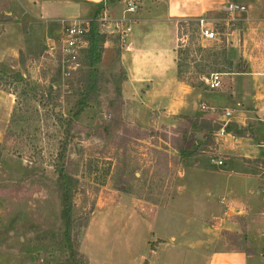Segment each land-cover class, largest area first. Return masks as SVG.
Segmentation results:
<instances>
[{
    "label": "rangeland",
    "instance_id": "obj_1",
    "mask_svg": "<svg viewBox=\"0 0 264 264\" xmlns=\"http://www.w3.org/2000/svg\"><path fill=\"white\" fill-rule=\"evenodd\" d=\"M245 4L249 22L228 28L234 33L232 38L239 39L236 43L242 44L231 49L230 61L224 37L202 46L195 21H186L180 34L184 40L180 79L211 90L200 77L222 73V87L215 92L230 99L229 73L241 68L264 70V36L263 45L261 39L255 40L262 36L256 24L257 18H264V0ZM92 10L85 18L94 17ZM22 22L27 38H22L19 22L9 28L5 45L10 49L22 38L33 54L43 50L26 60L19 55L15 70L3 62L0 65L1 73L19 74L24 80L19 84L2 81L5 89L15 91V104L0 135V264H71L74 251L85 254L91 264H142L145 259L150 264H213L212 255L222 245L254 250L249 264H263L264 168L256 159L264 158L215 153V136L196 133L195 118L176 120L173 126L158 121L160 125L145 130L130 124L121 116L124 71L118 63L121 45L117 37L105 40L93 77L86 80L91 70L84 54L76 69L67 70L58 43L45 47V25L59 30L65 23L28 15H22ZM58 30L52 38L59 36ZM38 37L43 42L37 44ZM52 45L55 50L50 49ZM224 59L232 61L230 67ZM15 61L7 59L6 63ZM4 109L1 101L0 116ZM260 127L253 126L255 145L264 141V125ZM2 128L0 123V132ZM200 138L203 144L195 146V139ZM63 143L64 185L55 171ZM195 158L222 173L205 172L206 167L195 170ZM235 164L243 165V170L239 165L234 171L260 178L262 184L254 178L244 180L230 191L231 196L256 202V206L215 220L212 216L222 210L219 199L227 198L232 187L223 172ZM65 193L71 203L69 226L62 206ZM211 235L217 242L208 238ZM156 241L151 251L150 244Z\"/></svg>",
    "mask_w": 264,
    "mask_h": 264
},
{
    "label": "crops",
    "instance_id": "obj_2",
    "mask_svg": "<svg viewBox=\"0 0 264 264\" xmlns=\"http://www.w3.org/2000/svg\"><path fill=\"white\" fill-rule=\"evenodd\" d=\"M124 1L125 0H0V27L2 28V32H0V65H2L3 62V64L15 70L14 65L19 64L17 62V57H19V55H22L23 59L26 60L27 57H36V55L43 50L36 51L35 54H33L32 50H29V47L25 45L23 39L27 38V30L22 22V15H28L32 19L60 22L62 25L69 19L94 20L96 16L103 13L113 18H120L123 15H128L131 19V31L126 38L125 45L120 46L118 55V63L123 69L125 76L120 87L123 103V112L121 116L123 120L145 130L151 127L152 124L160 125L161 122H164L165 125L173 126L172 124L174 121L190 117L195 118V132L199 133V135H203L207 132L208 128L203 125L205 123H209L208 125L210 126L211 124L215 126L221 122L224 124L227 122H235L242 128L255 125L259 126L261 129L260 126L264 125V89L261 88L264 84V70L262 68V70L253 68L251 71L243 72L237 70L229 73L230 76H232L230 99H222L221 94L219 96L215 90H208L196 85L192 86L189 82L180 79L178 76V63L181 55L180 47H183L182 42L184 41L181 39L180 34L186 21H195V19L200 16L221 18L222 13L220 12V8L229 2L239 3L245 6V3L249 2L252 6L259 3L261 0ZM129 2H135L137 5L136 11L132 14L125 13V9ZM90 10L94 12V17L85 18L88 16ZM247 15H249L248 8L246 15L243 14L242 16ZM19 22L23 25V39L21 38L18 44L8 49V45H5L4 42L6 41L4 40L7 39V36L9 37V35H11V30H9V28L16 23L19 24ZM54 26L55 25L50 24L44 27V32L46 33H44V35L47 38L45 47L54 42L60 43L59 41L63 35L64 25L61 26L59 30L58 28L55 29ZM57 30L58 32L60 31L59 36L57 38H52L57 35ZM220 30L222 31H218L217 40L219 36H222L225 42L228 43L226 55L230 61L232 59V56L229 54L231 49L234 50V47H242V44L236 43L239 42V39L235 41L231 36L234 34L233 31L231 32L225 25H221ZM108 37L113 38L116 37V35L107 36V40L110 39ZM39 42H43L40 37L37 38V44H39ZM244 54L243 58L245 59L248 55L246 53ZM7 59L16 61L12 65H9L6 63ZM255 63L260 64L259 61H255ZM261 66H264V61ZM12 70H10V73H12ZM256 83L259 84L260 87L256 86ZM246 87L249 88L247 89ZM1 101H3L5 113L0 116V123L3 124L0 135H2L5 127L9 123L15 104V96L12 93L0 89V102ZM201 104L207 107H215L217 110L213 113L202 110L200 108ZM219 109H221V112ZM225 109L231 112V116L228 119L223 116V110ZM221 128L213 133L215 136V153L223 156L232 154V157L264 158L262 157L264 154L263 140H260L259 143L255 145L256 139L254 137L232 136L229 133L220 136L218 132ZM201 140L203 139H195V146L203 144ZM198 158H195V170H203L206 167L207 170L205 172H221L214 171L215 169L210 163L204 162V165H201L200 159ZM214 161L215 160H213V162ZM239 165L240 164L236 166L235 164V168L229 167L228 169L230 170L223 172L226 173L228 182L232 187L227 191V198L221 197L219 199L222 210L221 213L212 216L215 220L221 216L230 215L232 212L236 214L246 213L256 206V202H248L247 200L242 202L231 196L230 191L233 192L237 186L240 187L245 181L251 178L256 179L258 183L262 184V179L260 180V178L258 179L250 174L234 171L233 169H237ZM240 166H242V168L239 169L243 170V165ZM234 226L235 225H233L232 228H234ZM208 229V232H210V226ZM208 238L217 242V237L213 235ZM255 241H257L256 237ZM209 242L212 243L210 239ZM221 249L222 250L218 252L216 250V252L213 253V264H249L248 260L251 254L254 253V250L249 252L243 248V246L232 250L222 245ZM87 260L88 264H91L88 258Z\"/></svg>",
    "mask_w": 264,
    "mask_h": 264
},
{
    "label": "built area",
    "instance_id": "obj_3",
    "mask_svg": "<svg viewBox=\"0 0 264 264\" xmlns=\"http://www.w3.org/2000/svg\"><path fill=\"white\" fill-rule=\"evenodd\" d=\"M136 8L137 5L135 2H129L125 9V13L132 14L136 11ZM220 12L222 13L221 18L200 16L195 19V23L198 28V37L202 46H205L207 42H213L217 40L218 27H221V25H225L229 28L238 23H248L250 20L248 15L242 16L243 14L246 15L247 13V7L243 4L233 2L226 3L220 8ZM257 19L258 24L256 25L258 26H256V29L259 35L262 36H256L255 40L258 41L261 39L263 45L262 37L264 36V18L259 17ZM92 21H94V23L97 25V29L101 34H104L105 36L116 35L120 41V45H125L126 38L131 31V19L126 17V15H123L120 18H113L103 13L97 16L94 20L69 19L64 22L66 26L63 28L61 42L58 44V52L61 55L62 66L67 70L76 69L80 65L79 55L81 50L87 45L85 36L90 30V23ZM262 48L264 49V47ZM50 49L55 50V45H52ZM200 80L211 90L222 87V73H212L208 76H202L200 77ZM200 108L211 113L216 112L217 110L215 107H207L204 104H201ZM223 116L226 119L230 118V110H223ZM225 133L226 132L224 131L223 127L218 132L220 136L225 135ZM216 162L217 164H222L221 160ZM262 197L264 200V189L262 190ZM262 236L264 238V233H262ZM261 254L264 258V247L261 250Z\"/></svg>",
    "mask_w": 264,
    "mask_h": 264
},
{
    "label": "trees",
    "instance_id": "obj_4",
    "mask_svg": "<svg viewBox=\"0 0 264 264\" xmlns=\"http://www.w3.org/2000/svg\"><path fill=\"white\" fill-rule=\"evenodd\" d=\"M87 45L81 50L80 54H84V58L87 61V66L89 67V70H91V74L87 73L86 75V80H89L90 78L93 77L92 74L94 70H96V65L100 62L101 60V54H102V50H103V45L105 43L106 40V36L104 34H101L98 29H97V25L94 23V21H92L90 23V30L89 32L86 34L85 36ZM117 41V40H116ZM222 53L224 54L225 52L222 51ZM21 57H23L21 55ZM225 64H227L229 67L231 66V62H229L227 59H224ZM23 62V60H21ZM79 61H80V55H79ZM245 69L241 68L239 69V71H243L244 72ZM180 72V64L178 63V73ZM125 79V76L123 78V80ZM10 81V82H15L17 84L21 83L23 80L22 75L19 74H3L0 72V89L12 94H15V91H11L10 89H5L4 85L2 84L3 82L6 83V81ZM3 81V82H2ZM11 84V83H10ZM192 86H194L193 84H191ZM84 107V105H81L79 107V111L82 110V108ZM76 115V114H75ZM70 121L72 120V116L69 119ZM72 122V121H71ZM70 122V124H71ZM205 122V121H204ZM202 124V122H201ZM209 123H205L203 124L204 127H207V132H211V134H213L215 131H217L219 128L223 127L224 131L226 133H230L234 136H250V137H254V129L253 126L249 125L247 128H242L238 123L235 122H227V123H219L213 127H211L210 125H208ZM66 144L63 143L60 146V152H59V156H58V168L55 169V171L58 173V178L61 181V183L64 185L65 184V171H64V167H63V163H64V157H65V152H66ZM257 162L261 163V167L264 168V160L261 159H256ZM57 167V165H56ZM62 206L64 209V213H65V218L67 220L66 225L69 226L70 222H69V215H70V211H71V203L69 200V196L67 195V193H65L64 197H63V202H62ZM66 237H67V241H70V236L69 233H66ZM158 245V241L156 242H151L150 244V249L151 251L155 250L156 247ZM70 261L71 264H88V260L87 257L81 253H78L76 251H74L72 253V255L70 256ZM142 264H149V261L147 259L144 260V262Z\"/></svg>",
    "mask_w": 264,
    "mask_h": 264
},
{
    "label": "water",
    "instance_id": "obj_5",
    "mask_svg": "<svg viewBox=\"0 0 264 264\" xmlns=\"http://www.w3.org/2000/svg\"><path fill=\"white\" fill-rule=\"evenodd\" d=\"M264 264V263H263Z\"/></svg>",
    "mask_w": 264,
    "mask_h": 264
}]
</instances>
